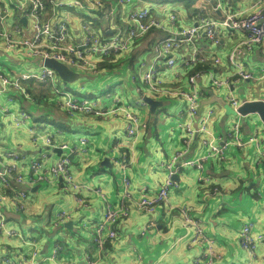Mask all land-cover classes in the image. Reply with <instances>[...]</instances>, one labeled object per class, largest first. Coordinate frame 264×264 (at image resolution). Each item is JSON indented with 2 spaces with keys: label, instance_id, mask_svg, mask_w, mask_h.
<instances>
[{
  "label": "crops",
  "instance_id": "crops-1",
  "mask_svg": "<svg viewBox=\"0 0 264 264\" xmlns=\"http://www.w3.org/2000/svg\"><path fill=\"white\" fill-rule=\"evenodd\" d=\"M4 1L13 8L16 19L18 13L11 0ZM219 1L221 8H216L217 0H145L144 5L148 7L151 18L159 21L164 28L152 27L143 37L134 41L127 53L116 60L91 57L96 71L88 67L79 68L76 70V79L70 83L60 78L55 84L23 82L30 98H19L17 103L28 111L30 118L27 124L20 127L13 125L8 118L3 119L0 122V148L18 152L26 162L37 157L40 149L47 150L49 161H54L63 151L54 146L42 147L39 142H31L28 126L35 125L36 132L50 135L55 144L76 143L78 138L84 137L87 152L73 154L70 169L76 182L86 183L92 188L73 192L60 179L40 182L27 188L22 208H16L9 201L1 206L9 227L20 232L22 238L36 241L37 264L78 262L87 255L94 256L90 224L102 217L105 202L115 208L121 204V177L111 159L123 153L131 157L126 170L131 193L125 200L128 214L116 224L117 236L105 245L99 264H194L200 246L190 242L192 231H187L180 223V209L185 206L190 208V215L200 219L205 233L214 240L218 257L212 264H264L261 259L264 257V243L258 244L254 258L249 260L238 242L239 231L248 222H253V232H264V197L258 194L259 191L264 193V164L259 163L257 150L252 143L242 148L231 145L222 159L203 161L201 172L211 177L212 183L219 187L220 195H209L207 185L210 183L205 185L198 182L199 171L189 166L176 174L177 184L171 187L167 203L157 204L152 213L136 205L142 194H153L158 189L165 176L161 163L184 145L185 134L181 129L184 117L178 114L184 103L172 97L157 99L161 104L152 113L149 104L141 106L135 103L139 93L135 90L137 83L131 80V76L138 74L141 61L153 63L159 72L165 70L163 61L152 60L155 41L177 37L182 27L196 24L201 16L221 19L226 11L246 13L254 0ZM3 5L0 0V10ZM138 6L135 1L119 5L118 10L113 12L116 26H122L126 14ZM113 7V0H102L101 7L89 15L72 9H60L57 14L50 16L47 3L46 16L51 19L62 16L69 28L71 42L76 44L82 37L81 19L90 21L96 27H108L105 16L111 13ZM171 13L175 14L173 22L168 21ZM21 18L20 22L26 25L27 19L24 17L23 23ZM107 31L109 29L105 33ZM245 38L246 34L241 31L226 29L220 30L216 46L197 38L196 45L205 60L192 67L188 73L195 68H198L195 71H201L197 80L200 99L213 92L226 101L229 90L241 101L262 99L264 90L261 81L234 80L236 77L227 60L233 47ZM187 52L186 48L180 50L177 58L185 57ZM214 57H218V63L213 62ZM238 58L247 71L257 74L264 67V45H253L250 50H243ZM39 66L40 60L27 59L22 53L7 54L0 44V68L8 76L29 69L37 70ZM177 68L179 76L170 71L164 75V87L174 89L188 86L186 77ZM208 71L228 79L232 88L211 85ZM55 86L67 88L77 95L97 98L102 107L111 105V100H102L105 93L118 94L123 101L132 104L133 111L147 126L131 143L125 133L126 120L122 116L95 117L81 112L69 115L55 105L58 98L54 92ZM208 109L212 110L210 128L222 134L234 116L227 114L226 109L217 102L205 105L201 113H197L193 125L198 124L199 117ZM241 120L243 137L258 133L264 138V123L257 113L244 115ZM206 151L200 135H193L189 138L185 157L197 159L204 156ZM104 157L109 158L110 166L101 163ZM26 171L23 168V172ZM94 189H99V192ZM60 210L67 211L68 217L57 224L56 214ZM149 221H154L155 225L149 227ZM55 243L60 244L62 250L57 254L56 262H53L46 257ZM31 252V247L22 243L20 237L0 233V259L2 256H9L12 260H19L23 256L30 258Z\"/></svg>",
  "mask_w": 264,
  "mask_h": 264
},
{
  "label": "built area",
  "instance_id": "built-area-1",
  "mask_svg": "<svg viewBox=\"0 0 264 264\" xmlns=\"http://www.w3.org/2000/svg\"><path fill=\"white\" fill-rule=\"evenodd\" d=\"M114 7L111 13L105 16L108 27H96L90 21L81 19L80 30L82 37L79 43L71 42V34L65 19L58 16L51 19L46 16L47 3L49 5L50 16L57 14L60 9H72L81 11L86 15L94 13L101 7L102 0H11L12 6L17 11V18L13 16L14 10L8 7L2 0L3 9L0 10V44L7 54L22 53L27 59L40 60L37 70L29 69L19 72L14 76H8L0 68V122L8 118L16 127L27 124L30 118L28 111L18 106L19 98H30L23 82L33 81L36 83L51 82L55 84L59 79L56 71L43 64L45 58L55 59L74 71L82 67H88L96 71V65L90 60L91 57L97 60H116L127 53L134 41L143 37L152 27L160 26V22L151 18L149 9L144 5L145 0H113ZM136 2L138 7L130 10L122 26H116L114 22L115 9L123 3ZM222 4L217 0L216 8H221ZM13 16V17H12ZM25 17L27 24L23 25L20 18ZM121 17V16H120ZM15 19V20H14ZM175 14L168 15V21L173 22ZM164 28L163 26H160ZM109 29L105 33V30ZM221 29L229 31H241L246 34V38L237 44L229 52L227 60L232 67L234 80H255L261 81L264 90V67L260 68L257 74L247 71L238 56L243 50H250L253 45H264V0H254L250 10L246 13L225 12L221 19H212L205 16L199 17L196 24L184 26L180 29L178 36H170L155 41L152 47V60L163 61L165 70L159 72L153 63L146 64L141 61L139 72L132 75L131 80L137 83L135 88L139 93L136 104L146 106L143 100L145 96L154 99L172 97L184 104L179 115L183 114L184 121L182 130L184 131V145L176 150L171 157L162 162L161 166L165 170L163 181L153 194H142L136 201V205L145 211L152 213L155 206L160 203H167L168 194L171 187L177 184L176 174L184 167L192 166L199 171L197 181L208 184V193L211 196L220 195V189L212 183L209 175L201 172L202 163L211 158L222 159L226 149L233 145L244 147L247 144H254L258 153V161L264 164V145H261L256 135L242 136L243 115L238 112V107L244 102L235 97L232 91L226 94L225 98L230 105L234 118L229 127L222 133H215L209 126L212 110L208 109L199 117L198 124L193 125L197 115V106L201 97V91L197 86V80L201 71H188L198 63L205 60L200 49L196 45L197 38L209 41L212 46L219 42V32ZM187 49V55L178 59V52ZM214 63H218V57L213 58ZM186 77L188 86L186 88H167L163 86L164 75L173 72L179 76L178 68ZM210 84L216 87L226 86L230 89L231 83L228 79L217 77L213 72L208 71ZM54 92L58 98L55 105L69 115L81 112L95 117L122 116L126 120L125 133L133 141L137 139L139 133L146 128L147 123L142 121L133 111V106L128 101H123L118 94H107L102 100H111L110 106H99L97 98L84 95H77L67 88L54 87ZM232 88V87H231ZM99 97V96H97ZM264 101V96L261 99ZM31 142H39L42 147H55L63 151L54 161H49V151L40 149L37 157L24 161L18 152L0 148V233L6 236L20 237L22 243L28 244L31 249V257L23 256L19 260H12L9 256H2L0 264H37L38 248L37 243L31 239L22 238L20 232L8 226L5 214L1 206L6 202H11L16 208L23 207V200L27 197V188L40 183L62 178L65 187L73 192L92 189L86 183H79L74 180L70 169L71 156L73 154H85L87 152V141L78 139L76 143L55 144L50 135H43L35 131V125L28 126ZM193 135H200L201 144L207 149L206 154L200 158L192 159L185 157L189 138ZM132 148V146H131ZM117 167L121 177V187L119 199L121 204L113 207L105 202L102 217L91 222L92 228L91 242L94 247V256L87 255L78 262L63 261L59 264H99L101 253L107 242L116 238V224L128 214V207L125 200L129 198L130 181L126 170L129 168L131 157L125 153L111 159ZM26 168V172H23ZM99 192V189H94ZM258 194L264 197V193ZM104 200V199H103ZM189 207L180 209V223L192 231L190 242L200 246V253L194 258V264H212L218 254L215 251L214 240L208 236L199 218L190 215ZM68 217L65 210H60L56 214V223H61ZM154 221H149L148 226L153 227ZM86 226V223H83ZM253 222H248L239 231V246L245 252L249 260L253 259L260 243H264V232H253ZM62 250V246L55 243L47 260L56 262L57 254ZM264 260V257L261 258ZM152 264H158L154 262Z\"/></svg>",
  "mask_w": 264,
  "mask_h": 264
},
{
  "label": "water",
  "instance_id": "water-1",
  "mask_svg": "<svg viewBox=\"0 0 264 264\" xmlns=\"http://www.w3.org/2000/svg\"><path fill=\"white\" fill-rule=\"evenodd\" d=\"M162 1H164V0H162ZM21 21L23 23H25V18L22 17ZM43 64L45 66L49 67V68L54 69L56 71L58 77L60 79H62L64 82H67V83L73 82L76 79V77H77L76 71H74L73 69L69 68L65 64H63V63H61V62H59V61H57L55 59L45 58L43 60ZM143 100L146 102V104H149L150 111L152 113L154 112L155 108L161 104V102L159 100L154 99L152 97H148V96H145L143 98ZM213 102H217L220 105H222L226 109L227 114H234L235 113L232 110V108L230 107V105L226 101H224L222 99V97L216 96L213 92H209V96L208 97L201 98L199 100L198 106H197V111H198L197 113L200 114L202 109H203V107L205 105H208V104L213 103ZM238 112L241 115H243V116L247 115L249 113H257V115L259 116L260 120L264 123V101H262V100L254 99V100L244 101L238 107ZM256 137L259 138L260 144L264 145L263 136L257 133ZM101 163L103 165H108V166L111 165L110 162H109V158L108 157H104L102 159ZM59 179L62 180L61 177ZM175 179H177V176H175Z\"/></svg>",
  "mask_w": 264,
  "mask_h": 264
},
{
  "label": "bare ground",
  "instance_id": "bare-ground-1",
  "mask_svg": "<svg viewBox=\"0 0 264 264\" xmlns=\"http://www.w3.org/2000/svg\"><path fill=\"white\" fill-rule=\"evenodd\" d=\"M129 138V140L131 141V143H134L136 140H132L130 137H128ZM78 139H85L84 137H80V138H78ZM47 153H49V152H47ZM190 167H192V166H190Z\"/></svg>",
  "mask_w": 264,
  "mask_h": 264
},
{
  "label": "trees",
  "instance_id": "trees-1",
  "mask_svg": "<svg viewBox=\"0 0 264 264\" xmlns=\"http://www.w3.org/2000/svg\"><path fill=\"white\" fill-rule=\"evenodd\" d=\"M149 32V31H148ZM199 67V66H198ZM198 68H195L194 70H192V72H194L195 70H197ZM28 89V88H27Z\"/></svg>",
  "mask_w": 264,
  "mask_h": 264
},
{
  "label": "rangeland",
  "instance_id": "rangeland-1",
  "mask_svg": "<svg viewBox=\"0 0 264 264\" xmlns=\"http://www.w3.org/2000/svg\"><path fill=\"white\" fill-rule=\"evenodd\" d=\"M36 83V82H35Z\"/></svg>",
  "mask_w": 264,
  "mask_h": 264
}]
</instances>
